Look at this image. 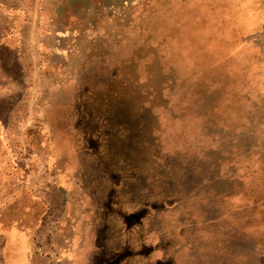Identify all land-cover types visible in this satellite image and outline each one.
Wrapping results in <instances>:
<instances>
[{
    "label": "rangeland",
    "instance_id": "obj_1",
    "mask_svg": "<svg viewBox=\"0 0 264 264\" xmlns=\"http://www.w3.org/2000/svg\"><path fill=\"white\" fill-rule=\"evenodd\" d=\"M0 264H264L257 0H0Z\"/></svg>",
    "mask_w": 264,
    "mask_h": 264
},
{
    "label": "crops",
    "instance_id": "obj_2",
    "mask_svg": "<svg viewBox=\"0 0 264 264\" xmlns=\"http://www.w3.org/2000/svg\"><path fill=\"white\" fill-rule=\"evenodd\" d=\"M2 13H3L2 15H6L7 14L9 16V15H11V13H14V12H12V10L10 9V10H8L6 12V14H4L5 13L4 10H3ZM16 13L22 14V12H21L20 9ZM18 14L17 15L15 14L16 15V18H17V16H19ZM17 27H18V29H15L13 32L21 33V28L24 29L26 27V22H23V24L18 25ZM12 30H13L12 29V25H10V27L8 29H6V31L4 32V33H6V37L2 40V44L5 45V46H7V47H9V48H13L16 45L15 38H13L11 35H8V34H11L12 33Z\"/></svg>",
    "mask_w": 264,
    "mask_h": 264
},
{
    "label": "trees",
    "instance_id": "obj_3",
    "mask_svg": "<svg viewBox=\"0 0 264 264\" xmlns=\"http://www.w3.org/2000/svg\"><path fill=\"white\" fill-rule=\"evenodd\" d=\"M258 5H260V8L263 10L264 12V0H257Z\"/></svg>",
    "mask_w": 264,
    "mask_h": 264
}]
</instances>
